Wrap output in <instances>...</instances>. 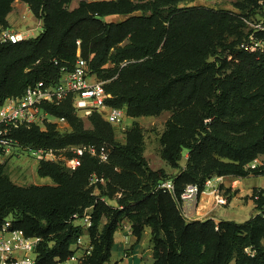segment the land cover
<instances>
[{"label": "trees", "instance_id": "obj_1", "mask_svg": "<svg viewBox=\"0 0 264 264\" xmlns=\"http://www.w3.org/2000/svg\"><path fill=\"white\" fill-rule=\"evenodd\" d=\"M22 1L42 20L43 31L18 43H0V105L40 81H59L79 54L100 79L118 75L104 86L110 106L132 118L171 112L160 136V155L176 172L149 166L139 123L122 143L100 113L88 116L91 127L86 128L70 99L45 104L53 117L65 118L69 131H60L56 123L44 129L23 126L12 133L20 146L58 152L92 145L104 148L107 160L84 153L75 169L40 161L38 175L54 185L28 187L15 184L0 164V227L12 218L13 228L42 238L37 264H58L73 254L71 246L83 233L74 216L88 209L93 248L82 264L109 263L115 234L125 221L136 242L150 229L152 264H264V189L254 190L259 195L255 214L242 223L187 221L177 202L186 185L203 187L213 176L264 175V162L249 168L264 155V50L241 47L248 35L239 15L180 8L187 0H83L73 11L65 6L72 0ZM12 2L0 0L2 26ZM235 5L241 13L249 10L246 16L264 10V0ZM112 15L130 17L107 22ZM255 35L264 39V32ZM107 64L114 66L104 68ZM73 156L70 152L67 159ZM166 180L173 181V194L158 189Z\"/></svg>", "mask_w": 264, "mask_h": 264}, {"label": "built area", "instance_id": "obj_2", "mask_svg": "<svg viewBox=\"0 0 264 264\" xmlns=\"http://www.w3.org/2000/svg\"><path fill=\"white\" fill-rule=\"evenodd\" d=\"M246 21V20H245ZM253 30L248 34L247 40L242 44V48L249 52L264 50V39H257L256 33L264 32V19L261 22L246 21ZM22 33L6 30L0 36V43H18L24 40ZM79 45L80 42L78 41ZM91 71L85 59L78 58L71 71H63L59 81L46 83L40 81L26 89L20 97H10L0 105V153L8 154L13 151H25L12 133L20 127L39 126L42 129L47 123H65V118H56L43 109V105H60L65 100L70 99L76 113L79 116L88 117L93 112L100 113L103 118L113 127H120L127 116L126 111L121 108L112 107L107 103L111 95L106 92L102 82H90ZM40 161L58 162V153L52 149H29ZM73 157L67 159L66 166L75 169L79 165V156L89 153L98 156L102 161L107 160L104 148H96L92 145L73 146L70 148ZM257 159L249 165L255 169L259 166ZM231 176H213L208 178L203 187L198 184H188L180 194L177 202L182 215L187 221H192V213L201 193L204 190L212 192L215 204L226 206L228 196L223 189L227 179ZM264 177V175H263ZM231 184L235 188V183L242 178H234ZM97 181V179H95ZM158 189L174 193L172 180H166L158 184ZM264 188L258 189V191ZM258 194L252 193V200L258 199ZM264 216V213L262 214ZM74 224L81 226L83 233L71 246L73 254L65 261L58 264H82L83 259L91 253L93 248L88 230L92 226V218L89 209L82 216H74ZM131 234V230H130ZM42 242L40 237H28L21 230L13 228L12 218H7L0 227V264H37V248Z\"/></svg>", "mask_w": 264, "mask_h": 264}, {"label": "rangeland", "instance_id": "obj_3", "mask_svg": "<svg viewBox=\"0 0 264 264\" xmlns=\"http://www.w3.org/2000/svg\"><path fill=\"white\" fill-rule=\"evenodd\" d=\"M83 0H72L69 4H66V8L69 11H73L74 9L78 8L80 2ZM88 2L91 1H98V0H85ZM242 0H187L180 3V8H189V7H201L205 9H214V10H222L229 12L230 14L239 15L240 20L242 21V31L244 35H248L253 28L250 24L246 23V21H253V22H261L264 19V10L263 8H257L256 12H259L257 15H248L246 16L245 13L250 12L245 11L241 13L236 7V3ZM259 4H263L260 1ZM140 12H136L131 14L130 16L139 15ZM127 15H112L105 18L107 22H117L121 20H125L128 17ZM7 25L2 26L0 25V36L2 35L3 31L11 30L17 31L23 34L25 39L33 38L38 36L43 31V22L41 19L37 18L30 6L23 2L22 0H13L11 3V10L6 16ZM246 20V21H245ZM125 63H122L123 66ZM114 65L107 64L104 68H112ZM117 74L114 75L111 79L102 80L100 79L97 74L91 73L89 81H98L102 82L103 85L109 83L110 81L117 78ZM171 117V112L165 111L160 115L156 116H142L139 118H132L126 116L124 123L120 127H114V136L117 141L124 143L126 141V134L130 128H132L133 123L137 122L143 128L144 131V138H145V151L144 156L146 157L149 166L154 169H164L170 175L175 174V170L170 168L166 162H164L160 155L161 144H160V136L163 133L167 120ZM80 118L84 121V125L86 128H90L91 124L89 122L88 117L80 116ZM57 128L62 131L66 132L69 131L70 126L69 124L65 123H56ZM69 148L59 150L58 153V162H63L66 165L67 155L70 153ZM187 153V152H186ZM185 154L180 162H185ZM257 161L261 165L264 162V155H260L257 157ZM40 160H38L34 155L29 152V150L25 151H13L12 153L2 154L0 153V164H3L6 169V173L9 175L10 179L17 185L28 187L31 185H54L53 181L49 178L40 177L37 173L38 166ZM186 164V163H185ZM186 166V165H185ZM250 183L261 184L263 182V177L259 176L249 180ZM259 189V188H258ZM257 190V188H256ZM247 200V198H246ZM110 204H115L113 200H108ZM128 227V226H127ZM125 222L122 223L121 229H125ZM131 228L128 227L127 231H130ZM126 235V234H125ZM128 235H126L127 237ZM123 236V240L128 243L127 247L122 254L123 258L131 254L132 247L129 246V240ZM142 240V239H141ZM142 244V252L141 257L143 259V264H150L152 258L150 257V251L152 249V243L150 240V236L146 237L143 236ZM234 264V263H232Z\"/></svg>", "mask_w": 264, "mask_h": 264}, {"label": "crops", "instance_id": "obj_4", "mask_svg": "<svg viewBox=\"0 0 264 264\" xmlns=\"http://www.w3.org/2000/svg\"><path fill=\"white\" fill-rule=\"evenodd\" d=\"M185 160H187V153H185ZM185 163L186 161L182 162L181 165L185 167ZM253 178L256 177L242 178L238 183H235V188L231 187L234 179L231 177L227 179L226 184L223 186V189L228 196V204L226 206L216 205L212 192L204 190L195 205L191 220L205 221L207 219H213L216 222L236 221L242 223L250 219L255 214V202L252 200V193L256 188H264V177L261 184L250 183L249 180ZM125 226L126 230L120 228L115 234V245L112 250V257L107 264H143V259L141 257L143 249L141 242L143 241V238L139 242H136V238L130 234V231H127V228L130 227V224L127 221H125ZM125 234L128 236L126 237ZM145 235L146 237L150 236L149 228L145 230L144 236ZM123 236L129 240V246L132 247L131 254L124 258L122 254L128 243L123 240ZM262 242L264 244V238ZM150 253V257L152 258L150 264H152V249Z\"/></svg>", "mask_w": 264, "mask_h": 264}]
</instances>
